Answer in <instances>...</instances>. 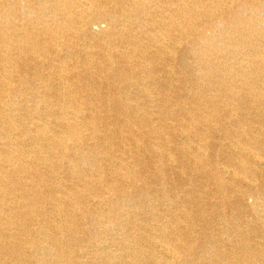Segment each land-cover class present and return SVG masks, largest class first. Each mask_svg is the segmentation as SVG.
<instances>
[{
    "label": "bare ground",
    "instance_id": "6f19581e",
    "mask_svg": "<svg viewBox=\"0 0 264 264\" xmlns=\"http://www.w3.org/2000/svg\"><path fill=\"white\" fill-rule=\"evenodd\" d=\"M0 264H264V0H0Z\"/></svg>",
    "mask_w": 264,
    "mask_h": 264
}]
</instances>
